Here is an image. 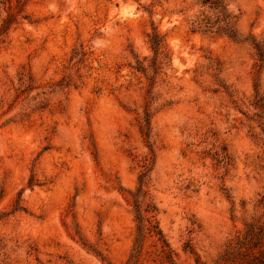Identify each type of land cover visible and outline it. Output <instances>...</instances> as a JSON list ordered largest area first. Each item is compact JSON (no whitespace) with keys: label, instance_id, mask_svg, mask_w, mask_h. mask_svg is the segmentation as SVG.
<instances>
[{"label":"rangeland","instance_id":"obj_1","mask_svg":"<svg viewBox=\"0 0 264 264\" xmlns=\"http://www.w3.org/2000/svg\"><path fill=\"white\" fill-rule=\"evenodd\" d=\"M225 2L236 39L193 28L200 0H0V264H164L149 237L129 260L139 188L177 264L242 263L222 255L264 227V0Z\"/></svg>","mask_w":264,"mask_h":264},{"label":"trees","instance_id":"obj_2","mask_svg":"<svg viewBox=\"0 0 264 264\" xmlns=\"http://www.w3.org/2000/svg\"><path fill=\"white\" fill-rule=\"evenodd\" d=\"M21 1L24 0H16L18 4ZM200 6V12L193 20L194 29L220 32L230 38H237L238 32L236 22L238 16L229 9L225 0H200ZM11 16H14V13H11ZM153 44L159 45V42L155 40ZM254 45L257 52L261 54L259 44L255 42ZM149 126L150 113L148 110H145L143 119L140 122V128L144 131L145 135H148ZM139 192L143 195L145 193L142 191V188H139L137 193L133 194L136 234L134 236L133 248L129 260L136 262L140 259L145 239L149 237L152 239V245L154 247L149 253L152 260H160V262L164 264H177L175 259L176 253L171 248L168 240L159 227L156 218V205L151 201H147L144 207H142V200L137 198ZM262 242H264V227L249 223L243 235L238 237L231 249L223 253L222 260L238 261L239 259H243L241 264H252L250 261L254 258H259L263 254L260 251H258L259 255L255 254L252 248Z\"/></svg>","mask_w":264,"mask_h":264}]
</instances>
